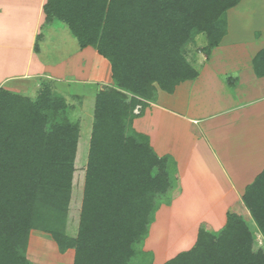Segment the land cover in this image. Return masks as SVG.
Listing matches in <instances>:
<instances>
[{
  "label": "trees",
  "instance_id": "1",
  "mask_svg": "<svg viewBox=\"0 0 264 264\" xmlns=\"http://www.w3.org/2000/svg\"><path fill=\"white\" fill-rule=\"evenodd\" d=\"M240 1L45 2L46 22L61 20L81 48L93 46L107 58L115 86L92 99L96 122L88 142L78 123L53 121L68 107L65 96L52 95L48 87L33 101L0 87V264H33L27 248L34 228L51 234L60 252L74 249V264H127L134 241L145 235L160 206L157 197L172 185L169 157L155 153L133 120L157 99L158 88L173 93L198 77L186 45L205 33L209 54L227 32V11ZM43 36L38 35L36 52ZM254 70L264 76V49ZM138 105L143 109L136 114ZM78 163L84 166L79 227L69 237L65 225ZM243 202L264 235V170ZM253 241L250 229L229 212L219 234L202 228L191 249L164 264H264Z\"/></svg>",
  "mask_w": 264,
  "mask_h": 264
},
{
  "label": "crops",
  "instance_id": "2",
  "mask_svg": "<svg viewBox=\"0 0 264 264\" xmlns=\"http://www.w3.org/2000/svg\"><path fill=\"white\" fill-rule=\"evenodd\" d=\"M46 1L0 0V66L8 67L0 87L11 89L13 80L44 77L62 92L92 97L113 84L107 58L93 46L81 48L61 20L46 22ZM249 2L241 0L227 11V32L218 46L209 54L199 48L201 58L193 64L198 77L180 83L173 93L158 88L157 99L133 120L134 129L149 136L155 153L169 157L178 168L169 188L173 198L160 204L146 238V246L151 243L146 250L154 254L152 264L168 257L161 251L165 237L159 242L152 237L157 240L160 228L162 236L168 235L159 221L174 215L175 206L195 217L182 227L179 238L191 234L184 240L192 244L186 251L196 244L202 228L214 232L225 226L228 213L237 203L243 206L247 187L264 170V76L254 70V59L264 49V17L262 25L244 27L246 15L253 17L256 11L248 12ZM55 43L62 45L63 53L55 51Z\"/></svg>",
  "mask_w": 264,
  "mask_h": 264
},
{
  "label": "rangeland",
  "instance_id": "3",
  "mask_svg": "<svg viewBox=\"0 0 264 264\" xmlns=\"http://www.w3.org/2000/svg\"><path fill=\"white\" fill-rule=\"evenodd\" d=\"M250 6H249V11L248 12H253L255 11V14L253 17L246 15L245 21L242 22V25L244 27H249L252 26H258L262 25L260 17H264V0H250ZM257 8V9H256ZM259 16H258V14ZM258 18V19H257ZM246 22V24H245ZM260 22V23H259ZM56 41V40H55ZM256 41H251L250 45L254 44ZM208 43V38L205 33H200L197 34L185 47V54L188 59V61L192 64L196 62V60L200 59L201 56L200 52H198L199 48H204ZM260 41H258V44ZM69 44H71V40L69 41ZM56 46L58 49L55 51H60L63 53L64 49L62 45H57L56 43L53 45ZM62 47V48H60ZM204 50V49H203ZM197 54V56H196ZM6 68L5 66H0V77L2 74L6 73ZM13 70V69H11ZM8 72V71H7ZM12 72V71H11ZM10 73V72H9ZM10 86V87H9ZM9 88L11 92H13L16 95H19L21 97H26L31 100H36L40 97V94L43 90L45 89H50L52 92V95L54 96H65L68 100V107L61 111L59 116H57L53 121L55 120H61L63 118L69 119L72 123H78L79 126L82 128L84 138L86 139V142L90 141L92 132H93V126L94 122H96V115H95V105L94 102H92V99L97 95L95 94L94 96H72L71 94L62 92L59 88H54V85L52 81H49L48 79L44 77H28L24 79H16L10 82ZM115 84H110L108 85L109 87H114ZM51 87V88H50ZM102 90H106L107 86H103ZM143 108L141 106L135 108V113L137 114L136 111H141ZM51 112H54L53 109H51ZM130 134V132H127V135ZM89 147H87L88 150ZM87 150L84 151V154H82L83 157V162L86 163L87 159ZM81 159L78 157L77 161H80ZM82 162V163H83ZM80 164H77V172L76 176L74 179V186H73V192H72V198L70 202V207H69V212H68V222L65 225V231L67 236L69 237H75L77 236L78 232V221H79V212H80V199L82 197L81 191H82V186H83V175L84 171L82 166V169H80ZM178 169V168H177ZM177 169H175V164L171 163L169 170H171V174L173 175L174 178L177 177ZM191 171V170H190ZM199 169L197 170L196 174L198 173ZM157 172V171H156ZM195 174V176H196ZM191 175V176H190ZM172 177V178H173ZM188 177H192L191 172L188 173ZM172 188V187H171ZM173 196V189H169L163 193L160 194L156 202L160 205L163 202L165 204H169L172 200ZM160 207V206H159ZM159 210V208L151 215L149 218V222L147 224V231L145 235L137 238L134 243V254L133 256L129 259L127 264H152L154 254L150 250H146V247H149L151 243L147 244L146 246V238L150 234V229L152 226V223L156 219V212ZM175 211L174 215H171L170 217H167L166 215L162 218L161 221H159L162 224H165V231L168 232V235L162 236V229L160 228L158 233L159 236H157V240H155V235H153L152 240L157 241L162 240L163 237H165L164 245L161 248L162 253L164 255H168L167 259L169 260L171 257L176 255L178 250L184 251L185 249H188L189 247L192 246L190 244L191 242H186L184 240H189L191 234L189 233L186 235L183 241L179 240V238L184 235V232L182 233V227H185L188 222L191 223L195 217H190L189 214H182L183 210L181 208H178L175 206L172 211ZM213 217V216H212ZM230 217L231 219L237 221L238 223H244L246 227L250 229V232L252 233L254 237L253 241V252L254 253H261L264 255V235L261 232L258 224L256 223V220L254 216L252 215V212L250 208L243 203V206L241 203H237L234 205V208L230 211ZM165 219V220H164ZM209 219V218H208ZM205 226V223L202 224ZM163 227V225H162ZM205 231L209 232L211 231L210 229H204ZM214 231L216 234H219L220 231ZM155 229H152V233L154 234ZM187 238V239H186ZM177 240V241H176ZM148 243V242H147ZM154 244H157L154 242ZM149 245V246H148ZM179 248V249H178ZM27 257L33 264H74V257H75V250L74 249H68L66 252L62 253L60 252L57 243L54 241L52 238L51 234L42 231L40 229H32L30 231L29 235V243H28V248H27ZM167 259L164 257L161 258L159 257L157 262L158 264H164Z\"/></svg>",
  "mask_w": 264,
  "mask_h": 264
}]
</instances>
